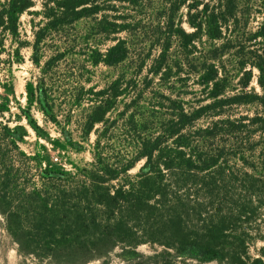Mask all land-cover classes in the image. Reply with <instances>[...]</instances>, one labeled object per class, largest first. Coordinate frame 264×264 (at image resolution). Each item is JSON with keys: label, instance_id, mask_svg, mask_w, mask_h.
Wrapping results in <instances>:
<instances>
[{"label": "trees", "instance_id": "1", "mask_svg": "<svg viewBox=\"0 0 264 264\" xmlns=\"http://www.w3.org/2000/svg\"><path fill=\"white\" fill-rule=\"evenodd\" d=\"M37 1L0 9L15 63L29 48L40 70L23 119L57 149L84 150L68 130L75 118L96 142L88 165L45 166L21 148L26 127L0 121V214L19 253L48 264H108L119 248L125 264H264L251 254L264 242V21L250 29L264 0H42L33 12ZM25 14L42 17L32 41L21 37ZM127 63L105 88L90 86L94 69ZM11 111L0 100V118ZM119 129L124 153L110 148ZM145 244L161 250L139 253Z\"/></svg>", "mask_w": 264, "mask_h": 264}, {"label": "rangeland", "instance_id": "2", "mask_svg": "<svg viewBox=\"0 0 264 264\" xmlns=\"http://www.w3.org/2000/svg\"><path fill=\"white\" fill-rule=\"evenodd\" d=\"M6 2V0H0L1 6ZM42 0H38L36 7L32 9L33 12H40L42 10L41 6ZM31 19H35V22L42 20L41 16H34L25 14L21 19V37L22 40L32 41L33 33L31 29ZM264 21V16L260 15L256 20L251 23L250 29L256 30L257 27ZM184 27L188 30V26L184 24ZM118 37L126 38V34H121ZM0 38L3 40V46H0V100L9 99L11 106V114H6L4 118H0V121L4 124L9 125L14 128L16 125H22L28 130V136L25 138V142L21 143V148L29 155H35L39 153L43 157L44 165L48 163L51 165H56L59 167H65L72 169L71 163H75L79 166H85L94 161L93 149L96 142V133L93 132L88 140L82 138L81 125L79 118H75L72 125L68 128L70 133L73 135L75 141L84 146L83 151H76L75 149L68 148L64 151L61 149L54 148L53 145L48 143L46 140L40 139L36 136L34 131L28 125L27 121L23 119L24 115L20 108L26 109L28 106L27 102V92L26 84L29 81H36L40 76V70L35 67L31 61L32 51L29 48L23 50V56L25 62L22 64L15 63V49L17 43L10 35H5L0 33ZM113 41L105 43L101 48L107 49L113 45ZM156 55V53H155ZM131 66L129 63L126 66H121L118 68H108L105 66H99L94 69L91 77V85H94L98 90L105 88L110 84L121 72V70H126ZM146 72V71H145ZM142 75V78L145 75ZM255 78L251 84V88L255 89L258 93L261 92V88L258 85V74L259 72L255 70ZM7 85V88H5ZM86 85H89L86 83ZM194 87V86H193ZM197 90V88H196ZM188 100H191L188 97ZM191 103V102H190ZM247 112L246 109L241 108L239 113ZM31 114L38 124L45 130L50 132L53 138H62L57 129L53 124L49 123L44 115L35 106L31 110ZM81 114L80 111L76 110L75 115ZM18 115L22 116V120H18ZM207 121H202L200 125H205ZM97 128H100L98 126ZM123 129L115 131L116 141L111 149L116 151H121L124 153V147L127 143ZM122 149V150H121ZM18 164V162H17ZM143 162L139 163L138 166L131 172L132 175L138 173L139 168L142 166ZM30 168L35 172V163H31ZM161 248L157 245L145 244L138 248V252L144 255H152L156 251H160ZM122 249H116L111 255L106 259L108 264H125L126 259L122 255ZM264 242H258L255 247L252 248L251 254L254 258L261 257L264 261ZM176 256V255H175ZM184 260L186 264H202L196 259H191L187 257H180L179 260ZM0 264H48L47 262H42L32 256H23L18 251V246L12 240L11 236L6 230L5 218L0 214ZM89 264H104V260H96ZM207 264H219L218 262H211Z\"/></svg>", "mask_w": 264, "mask_h": 264}]
</instances>
